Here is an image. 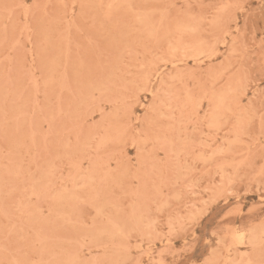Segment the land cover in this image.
I'll use <instances>...</instances> for the list:
<instances>
[{
  "label": "rangeland",
  "instance_id": "1",
  "mask_svg": "<svg viewBox=\"0 0 264 264\" xmlns=\"http://www.w3.org/2000/svg\"><path fill=\"white\" fill-rule=\"evenodd\" d=\"M0 264H264V0H0Z\"/></svg>",
  "mask_w": 264,
  "mask_h": 264
}]
</instances>
